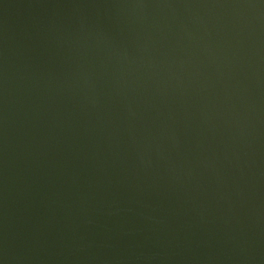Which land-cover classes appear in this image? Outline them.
<instances>
[{
  "label": "water",
  "instance_id": "1",
  "mask_svg": "<svg viewBox=\"0 0 264 264\" xmlns=\"http://www.w3.org/2000/svg\"><path fill=\"white\" fill-rule=\"evenodd\" d=\"M0 264H264V0H0Z\"/></svg>",
  "mask_w": 264,
  "mask_h": 264
}]
</instances>
